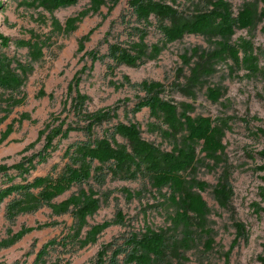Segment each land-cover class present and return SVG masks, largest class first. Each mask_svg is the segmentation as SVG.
Instances as JSON below:
<instances>
[{
  "label": "rangeland",
  "instance_id": "obj_1",
  "mask_svg": "<svg viewBox=\"0 0 264 264\" xmlns=\"http://www.w3.org/2000/svg\"><path fill=\"white\" fill-rule=\"evenodd\" d=\"M225 1L231 13L226 20L215 16L203 24L199 32H185L169 42L159 41L157 54L150 53L136 66L122 64L113 74L107 68L110 59L96 61L92 70L87 69L82 74L80 83L82 91L88 95L90 110L110 109L116 112L114 122H137L143 139L162 152L182 158L180 148L184 152L194 149L192 159L182 158L190 161L189 168L181 172L187 183L183 189L205 201L206 208L201 211L205 226L193 231L196 240L190 247L180 248L169 256L168 262L172 264H259L258 257L263 250L264 168L260 151L264 148V0ZM90 2L77 0L54 7L49 4L50 0H0V33L10 39L8 45L0 41V64L9 76L18 72V63L33 66L32 71L21 75L24 82L19 87L27 95L26 102L16 106L0 123L1 138L15 120L13 131L0 143V165L17 163L43 148L44 136L38 139L40 130L52 113L62 110L70 81L85 64H91L89 56L78 51L80 38L93 28L86 49H97L101 53L107 51L108 41H115L118 35L124 38L121 15L128 8V0H120L112 10L108 1L98 12L90 11L69 33L52 24L55 18L65 27L66 21L88 9ZM175 5L181 10L179 22L195 20L203 11L212 14L218 11L200 0H177ZM157 29L149 30L150 44L158 41ZM32 33L37 35L35 39L45 42L42 54L18 44L19 40L30 39ZM242 44L248 46L254 57V69L249 68V62L238 64L226 51V45ZM123 74H128L133 81L161 82L162 96L175 103L176 108L165 106L163 111L152 112L144 107L133 113L138 97L144 93L127 84L120 86ZM41 89L47 94L39 97ZM23 112L29 114L30 119L20 124L16 119ZM183 113L194 119L209 118L217 128L216 133L188 141ZM169 116L170 123L166 122ZM107 126L105 123L103 127H96V133L101 135ZM80 137H83L82 132L75 130L67 138H57L47 162L38 164L29 177L45 175L53 167L60 170L67 160L66 148ZM118 138L124 141L122 136ZM206 142L216 146L206 149ZM5 177L0 173V187ZM91 185L97 192L100 207L88 217V225L113 219L118 210L125 215L126 224H114L105 229L95 244L75 253L70 264H90L103 244L147 224L164 230L170 238H182L192 232L172 222L179 204L168 198V187L158 191L142 173L129 178L109 174L103 184L92 180ZM77 189L73 187L57 200ZM126 189L135 196L130 198ZM4 208L5 203L0 212V231L5 236L9 223L4 218ZM52 220L61 223L42 227ZM73 221L70 214L53 215L48 207L20 214L14 230L22 226H32L34 230L14 245L0 248V264H33L40 247L59 235L65 226L70 227ZM88 228L86 226L85 230ZM207 230L211 233H206ZM241 231L244 235L237 238ZM50 254L48 258L55 259L56 252Z\"/></svg>",
  "mask_w": 264,
  "mask_h": 264
},
{
  "label": "trees",
  "instance_id": "obj_2",
  "mask_svg": "<svg viewBox=\"0 0 264 264\" xmlns=\"http://www.w3.org/2000/svg\"><path fill=\"white\" fill-rule=\"evenodd\" d=\"M76 1L50 0L49 4L59 7ZM108 1L110 10L120 2V0H91L89 8L70 17L65 27H61L55 18L52 24L67 33L72 32L76 29L78 21L85 18L90 11L98 12ZM200 1L209 3L218 11L213 14L211 11H203L197 14L195 20L179 22L181 10L175 5L177 0H128V8L121 15L124 38L118 35L115 41H108L105 53L97 49H86V42L90 39L93 28L80 38L78 51L83 52V56H89L91 64L90 66L85 64L70 81L62 110L59 113H52L44 128L40 130L38 139L44 136L43 148L31 156L22 157L17 163L0 165V173L6 176L4 185L0 187V212L2 204L5 203L4 218L9 223L5 236L0 231V248L14 245L34 230L32 226H22L14 230L13 226L20 214L35 213L43 207H48L53 215L70 214L74 221L70 227L65 226L59 235L52 237L40 247L33 264H70L72 256L86 246L95 244L105 229L114 224L121 226L126 224L125 215L118 210L113 219L88 225V217L100 207L99 197L91 181L103 184L109 174L113 177L129 178L137 177L142 173L150 179L158 191L168 187L170 190L168 198L179 204V208L171 217L172 222L181 224L189 231L192 229V232L182 238H170L164 230L148 224L139 229H130L103 244L90 264H172L168 262L169 256L180 248L190 247V243L196 240L193 231L198 228L203 229L205 226L201 211L206 208V203L201 197L184 192L183 186L187 183L181 174L190 166V161L182 158L188 156L192 159L194 149L191 152H184L180 148L182 158H178L173 153L162 152L155 144L143 139L137 122H114L112 119L116 116V112L112 113L110 109L90 110L87 105L88 95L82 91L80 83L82 74L87 69L92 70L96 61L103 62L107 58L110 59L107 68L113 74L122 64L136 66L146 60L150 53L157 54L160 50L159 41L169 42L185 32H199L203 24H207L212 17L220 16L225 20L230 17V9L225 0ZM151 27L158 28L159 38L157 42L150 44L147 36ZM35 38L37 35L32 33L30 39L19 40L18 44L32 51L38 50L42 54L45 42ZM9 40L0 33L2 44L8 45ZM222 46L225 44L222 43ZM226 47V51L230 52L238 64L249 62V68H255L256 62L248 46L242 44L226 45ZM17 68L18 72L9 76L4 72V66L0 64V112H3L0 123L10 116L16 106L26 102L27 95L19 87L24 82L21 75L32 71L33 66L21 62L18 63ZM120 83V86L127 84L144 93L143 96L138 97L139 100L132 109L133 113L141 111L144 107H148L152 112L163 111L165 106L174 105L176 108L175 103L162 96L164 89L161 82L133 81L128 74H123ZM46 94V91L41 89L37 96ZM49 95L53 96L52 93ZM183 114L189 133L188 141H196L205 138L208 134L216 133L217 128L213 127L209 118L194 119L187 113ZM168 118L170 119L166 122H172L171 116ZM25 119H30V116L23 112L16 120L21 124ZM14 121L3 133L0 143L13 131ZM105 123L108 124L107 128L102 130L101 135L97 134L96 127H103ZM75 130L81 131L83 137L77 138L68 145L65 150L67 160L61 169L57 171L53 167L45 175L30 178L31 171L38 164L47 162L54 141L57 138L69 137L70 132ZM178 131L179 127L176 128L175 133ZM118 135L123 137V142L119 141ZM210 145L216 146L214 143ZM210 145L206 142L205 148L210 149ZM260 155L264 168V148L260 151ZM10 170L13 172L10 173ZM17 178H20V181L17 182ZM75 186L78 188L76 191L57 200V197ZM125 191L130 198L135 196V193L128 189ZM262 210L264 212V207ZM195 215L199 216L196 217L198 220ZM60 223L61 221L52 220L42 227L56 226ZM86 226L89 228L85 230ZM205 232L210 234L211 230ZM243 235L241 231L237 238ZM53 252L57 254L55 259L48 258ZM64 255L69 257H62ZM258 261L259 264H264V243Z\"/></svg>",
  "mask_w": 264,
  "mask_h": 264
}]
</instances>
